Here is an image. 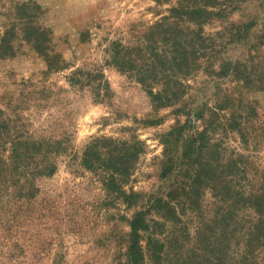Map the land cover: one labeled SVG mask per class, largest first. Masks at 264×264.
<instances>
[{
    "label": "rangeland",
    "instance_id": "374dc122",
    "mask_svg": "<svg viewBox=\"0 0 264 264\" xmlns=\"http://www.w3.org/2000/svg\"><path fill=\"white\" fill-rule=\"evenodd\" d=\"M193 1L0 0V264H120L129 222L141 209L159 221L150 220L157 236L177 224L194 233L211 222L221 206L215 200L205 212L187 210L166 228L149 207L152 196L184 185V175H162L163 137L186 123L189 109L207 115L193 122L194 130L218 120L210 133L217 128L228 154L246 156L247 178L262 180L264 90L256 86L264 78V0H221L234 9L202 29L208 45L215 38L226 44V29L256 24L248 41L246 35L242 43H228L220 54L246 61L243 70L254 85L203 72L210 54L183 78L179 105H158L146 85L157 83L154 71L164 69L174 48L186 47L196 62L200 26L172 11L189 2L193 7ZM170 24L183 31L181 46L166 33ZM220 104L227 108L218 110L224 118L209 112ZM238 109L257 111L241 124L248 145L229 129ZM47 161L53 174L36 177L30 189L28 171ZM122 191L142 196L129 206ZM201 193L203 205L213 201L208 189Z\"/></svg>",
    "mask_w": 264,
    "mask_h": 264
},
{
    "label": "trees",
    "instance_id": "16d2710c",
    "mask_svg": "<svg viewBox=\"0 0 264 264\" xmlns=\"http://www.w3.org/2000/svg\"><path fill=\"white\" fill-rule=\"evenodd\" d=\"M193 2V7L189 2L188 5L182 4L172 11L177 19L187 18L190 22L196 21L200 26L196 62H190L186 47H184L185 51L183 47L174 48V51H170L171 59L163 62L164 69L157 68L154 71L152 81L157 83L146 84L153 100L164 107L181 103L184 95L181 88L185 86L183 78L188 77L192 71L199 70L202 65L200 58H206L207 54H210V59L203 64V72L220 79L232 77L245 85H254L249 72L245 74L243 70V68L248 70L249 64L246 61L234 63L233 60L224 58L220 54L225 53L228 43H242L246 35L248 41L256 24L252 22L237 27L233 25V30L226 29L229 35L226 44L217 42L215 38L211 39L214 43L208 45L209 40L203 34V26L213 17L223 22L226 12L234 9L233 4L227 5L221 0ZM167 28V35L172 34L175 38L174 44L181 46L177 41L184 35L180 27L170 24ZM9 49L11 46H7L4 52ZM130 63L126 62L134 67ZM77 74L74 76L76 77ZM159 75L162 79L157 80ZM141 81L148 83L147 79ZM259 83L256 87L264 90V78L260 79ZM214 108L209 112L212 111V115L216 118L218 114L224 118L218 110L224 111L227 109L226 106L220 104ZM237 112L239 113L232 112L234 119L230 121L229 129L241 136L242 144L248 145L249 134L244 132L241 124L246 120L251 122L257 111L251 110L249 113L238 109ZM206 117L204 112L198 113L189 109L186 123L178 124L174 130L164 135L166 159L162 175L166 178L170 175L176 178L178 173L184 175L186 180L180 187L179 184H174L162 197L152 196L149 207L157 210L158 216L161 221L163 220L161 225L165 228L167 223L180 222L181 216L186 214L187 210L199 214L201 207L202 212L206 208H211L210 206L213 207L214 200L216 204L221 203L216 216L211 218V222H202L200 223L202 226H196L194 233L185 224H177L170 231L163 230V234L157 236L153 231L151 232L153 225L150 220L158 223L159 221L149 218V211L141 209L129 222L130 232L126 236L127 246L120 264H264V173L262 180L259 181L247 178L250 164L244 160L246 156L240 152L228 154L226 147L216 138L217 128L214 127L213 133H210L211 125L217 124L218 120L208 121L202 130H194L196 127L193 122L205 121ZM42 163V166L33 169L36 173H32L33 170L28 171V176H25L27 180L25 183L30 189L36 177H49L54 172L53 164L48 161ZM237 180L239 182H236ZM242 180L246 182L241 183ZM207 189L212 193L213 201L205 200L203 205L201 191ZM120 194L122 200L129 206L137 204L142 196L140 193L126 191ZM179 209L183 214H180ZM173 230L174 236L171 232ZM145 235L148 237L145 238ZM188 241L189 247H187Z\"/></svg>",
    "mask_w": 264,
    "mask_h": 264
}]
</instances>
